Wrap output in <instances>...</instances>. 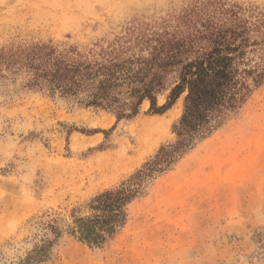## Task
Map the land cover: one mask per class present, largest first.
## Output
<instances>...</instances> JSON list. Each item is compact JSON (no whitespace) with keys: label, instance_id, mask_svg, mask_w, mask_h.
I'll list each match as a JSON object with an SVG mask.
<instances>
[{"label":"rangeland","instance_id":"374dc122","mask_svg":"<svg viewBox=\"0 0 264 264\" xmlns=\"http://www.w3.org/2000/svg\"><path fill=\"white\" fill-rule=\"evenodd\" d=\"M232 12L254 22L264 0H0V52L48 41L83 53L153 44L160 34L180 36ZM5 74L0 264H22L44 237L53 239L48 223L63 233L42 264H264V245L256 237L264 232V82L216 131L151 178L146 194L129 205L125 226L107 243L90 246L64 230L74 215L92 213L91 198L176 140L172 127L183 113L184 95L163 114L151 113L145 100L137 116L118 120L110 110L24 88L21 76ZM167 94L158 95L159 106ZM152 118L166 125L138 130L137 121ZM73 137L96 141L75 147Z\"/></svg>","mask_w":264,"mask_h":264},{"label":"trees","instance_id":"16d2710c","mask_svg":"<svg viewBox=\"0 0 264 264\" xmlns=\"http://www.w3.org/2000/svg\"><path fill=\"white\" fill-rule=\"evenodd\" d=\"M207 19L202 28L177 36L166 32L152 42L119 44L81 52L53 41L22 44L0 52V78L21 76L24 88L80 105L114 112L118 120L140 113L163 114L184 95L183 113L173 124L176 140L160 147L141 168L118 186L91 198L90 215H74L64 231L90 246L107 243L128 219V207L144 196L156 174L167 170L199 141L216 131L264 82V12L252 22L232 12ZM223 21V22H220ZM168 91L166 103L158 95ZM44 237L22 261L42 264L52 255L63 229L44 224ZM264 245V232L257 233Z\"/></svg>","mask_w":264,"mask_h":264},{"label":"bare ground","instance_id":"6f19581e","mask_svg":"<svg viewBox=\"0 0 264 264\" xmlns=\"http://www.w3.org/2000/svg\"><path fill=\"white\" fill-rule=\"evenodd\" d=\"M147 105V103H145V106ZM178 110V109H177ZM177 112V114H179L178 113V111H176ZM180 112H181V110H180ZM171 115V114H170ZM140 120V119H139ZM138 122V130H140V131H152V130H156L157 128H161L160 126H165L166 125V121L163 119V118H152V119H142V120H140V121H137ZM160 129H158V131H159ZM76 137V136H75ZM75 137H73L74 139L73 140H75V142H74V145H75V147H79V146H81V145H83V143L85 142L86 144L87 143H89V144H93L96 140H95V138H91L90 140H88V141H78V140H76L75 139ZM77 137H79V136H77ZM152 142L155 144V143H158L157 142V140H152ZM98 160V159H97ZM108 161V160H107ZM108 163H106V165H107ZM100 165V164H99ZM110 165V164H109ZM111 166V165H110ZM95 168V167H94ZM101 168V167H100ZM99 171V170H98ZM83 172V171H82ZM114 172V171H113ZM84 173V172H83ZM82 173V174H83ZM101 173V172H100ZM78 175V174H77ZM80 175V174H79ZM73 176V175H72ZM81 176V175H80ZM83 177V176H82ZM89 177V176H88ZM93 177V176H92ZM79 178V177H78ZM106 179V178H105ZM80 180V179H79ZM78 180V181H79ZM83 180V179H82ZM102 180V179H101ZM83 182H84V180H83ZM69 184H70V182H69ZM73 184H74V186H72V188L74 187L75 188V183L73 182ZM83 184V183H82ZM81 186V185H80ZM73 188V189H74ZM78 188H75V190H77Z\"/></svg>","mask_w":264,"mask_h":264}]
</instances>
